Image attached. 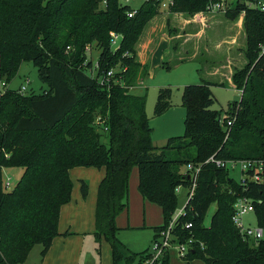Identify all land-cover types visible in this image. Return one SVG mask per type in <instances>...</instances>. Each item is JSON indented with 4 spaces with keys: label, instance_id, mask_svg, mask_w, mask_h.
<instances>
[{
    "label": "trees",
    "instance_id": "trees-1",
    "mask_svg": "<svg viewBox=\"0 0 264 264\" xmlns=\"http://www.w3.org/2000/svg\"><path fill=\"white\" fill-rule=\"evenodd\" d=\"M163 1L144 0L134 9L120 0H0L1 76L10 81L23 61H31L47 86L24 93L3 81L0 90V264H24L37 243L43 244L42 257L47 254L59 234L62 206L72 199L71 171L77 166L105 169L96 195L94 235L110 244L112 263L146 264L149 252H133L117 236L116 220L128 206L131 172L138 167L140 194L162 209L164 223L154 227L156 240L178 208L176 188L192 184L182 170L189 163L202 167L194 194L172 230L174 242L195 239L184 257L187 264H264V238H245L233 220L234 203L247 196L264 229V184L245 186L230 176V169L206 162L211 156L264 160V10L259 6L264 0H238L225 12L233 21L244 14L246 46L241 44L234 59L238 52L247 58L214 69H225L241 91L226 113L236 116L228 137L223 126L227 117L211 108L213 83L204 81L184 86V134L155 146L147 98L131 88L148 73L138 60L137 44L146 25L162 12ZM173 1L169 11L194 15L207 11L211 0ZM111 31L122 35L117 48ZM93 42L101 50L96 66L87 60L86 46ZM111 69L116 72L102 84L100 78ZM172 95L170 86L159 88L156 116L171 108ZM6 167L24 168L12 190L5 186ZM79 180L86 198L89 185ZM169 260L168 251L161 264Z\"/></svg>",
    "mask_w": 264,
    "mask_h": 264
},
{
    "label": "rangeland",
    "instance_id": "rangeland-1",
    "mask_svg": "<svg viewBox=\"0 0 264 264\" xmlns=\"http://www.w3.org/2000/svg\"><path fill=\"white\" fill-rule=\"evenodd\" d=\"M121 4L129 5L131 8H140L144 0H120ZM226 9L231 6L232 0H225ZM264 4V1H263ZM225 10L213 11L208 13V16L212 21L222 18L224 21L230 20L225 16ZM161 11H167L166 7H161ZM219 20V21H223ZM233 21V20H230ZM218 23L215 30H207L204 36L211 38L209 42V51H206L204 44L201 43V50L197 53L193 41L185 46L186 51L181 54L185 55L187 59L180 60L179 54L172 56L168 55V58L164 61L159 60L156 66H153L149 73L146 74V81L142 85H135L131 88V92L135 95H143L147 98L146 112L149 117L150 125L153 127L152 141L155 146H163L167 143L168 139L172 136H178L184 134L185 131V118L187 109L183 105L182 95L185 85L200 84L204 81L212 82L211 90L214 96V104L211 108L221 111L222 114H226L229 110V104L233 101L240 100L241 91L235 86H232L231 81L228 79L227 71L223 69L221 72L215 73L216 66L226 64L228 59V52H220L215 46L217 40L225 35L224 24ZM199 38V36H197ZM213 41V42H211ZM240 42L246 46V37L243 35V31L240 35ZM240 44V46H241ZM113 48H116L113 46ZM100 49L96 43H90L86 46L87 60H91L94 66L97 65V60L100 54ZM175 51V50H174ZM173 51V52H174ZM194 52L198 56L194 57ZM175 53V52H174ZM247 61L246 56L243 54V58ZM238 62L235 60V65ZM162 65V66H161ZM96 69V67H94ZM96 70H94L95 73ZM209 71V72H208ZM229 80V81H228ZM8 82L7 87L11 90L19 91L22 86H26L27 89L24 93H30L31 91L41 92L47 86L42 83L39 78L38 69L31 61H23L17 71V74L7 81L0 74V90L3 89L2 82ZM225 82V85L220 83ZM163 86H170L173 91L172 106L164 114L156 116L154 114V107L157 101L159 88ZM105 142H108V138L103 137ZM86 169L84 166H77L72 169V178L75 180V188L80 186V178L88 181L89 187L94 188V175L97 174V169ZM182 170L186 172L187 165L182 166ZM24 172L23 167H6L3 169V177L10 176L12 179L11 190L15 184L21 178ZM230 176L237 182L242 179V172L239 168L230 169ZM139 181V169L135 166L131 172L129 193H128V206L120 212L117 216V226L119 231L117 233L118 238L133 252L147 251L152 252L154 250V236L155 226L162 225L164 223V216L162 209L155 203L146 201L140 195L138 190ZM177 192V191H176ZM187 188H181L177 192L178 195V208L176 213L184 208L187 202ZM216 203H214L207 214L205 223L210 224L211 217L216 210ZM242 220L245 226L256 227L257 215L255 212H247L242 216ZM176 243V242H175ZM43 248L42 243H37L31 249V252L24 264H40L38 262ZM169 264H187L185 258L180 256L177 247L172 246L169 249ZM43 258V257H42ZM193 263L202 264L201 260H196ZM79 264H112L111 246L107 241L98 242L94 233L88 235L87 243L82 254V258Z\"/></svg>",
    "mask_w": 264,
    "mask_h": 264
},
{
    "label": "crops",
    "instance_id": "crops-1",
    "mask_svg": "<svg viewBox=\"0 0 264 264\" xmlns=\"http://www.w3.org/2000/svg\"><path fill=\"white\" fill-rule=\"evenodd\" d=\"M169 10L167 8V11H162L146 25L137 44L138 60L148 66V73L153 66L157 65L159 60L163 61V64L166 63L164 60L168 58L169 54H172V56L179 54L178 56H180L182 61L187 59L181 53L187 50L185 46L187 47L191 41L194 42L198 49L197 53L201 50V47H199L201 43L205 45L203 49L209 51L211 38L204 35L209 27L215 30L218 23L224 24L225 35L216 41L215 48L221 53L228 52L229 62H232V64L235 62L234 52L237 51L241 44L240 35L243 31L244 14H241L235 21L227 19L224 21L222 18L212 21L208 16L209 11L188 15ZM197 53L194 52V57L198 56ZM237 54L239 55L237 56V62H244L242 55L239 52ZM215 71L217 72L218 70ZM145 81L146 77L139 78L136 85H142ZM231 84L234 86L232 80ZM91 168L86 167V169L94 170ZM97 171V174L94 175V188L92 189L91 187L90 189L89 187V193L86 198L82 196L80 186L76 189L74 183L72 199L64 204L61 209L59 234L54 238L47 254L43 258L39 257L38 262L40 264L80 263L88 235L93 234L96 229V195L99 183L105 175V169H97ZM80 179H84V177ZM86 182L88 183V181Z\"/></svg>",
    "mask_w": 264,
    "mask_h": 264
},
{
    "label": "built area",
    "instance_id": "built-area-1",
    "mask_svg": "<svg viewBox=\"0 0 264 264\" xmlns=\"http://www.w3.org/2000/svg\"><path fill=\"white\" fill-rule=\"evenodd\" d=\"M174 4L173 0H164L161 5L162 7L169 8L171 5ZM260 8L264 10V4H259ZM226 9L225 0H211L207 11L213 12V11H222ZM136 13L135 10L129 11L128 15L131 17ZM111 42L112 46L118 47L120 44V41L122 39V35L111 31ZM262 53H264V45L262 46ZM116 72V69H111L107 72V74L103 75L100 78V81L102 84L109 82L110 77L114 75ZM3 88L5 86V82H2ZM27 89L26 86H22L20 88L21 92H24ZM226 116L227 114H223ZM224 116L222 118H224ZM227 118L223 119V126L226 131V136L228 137L231 126L234 123V120L236 119V116H226ZM210 161H216L217 165L221 167H225L228 169H237L239 168L242 172V179L240 180L241 183H243L245 186L249 184V182H256L258 184H264V160L261 159H229V160H222V159H215L214 156H211L209 159L206 160V162ZM202 163L194 165L192 163L187 164V170L184 172L185 174H188L190 179L192 180V184L189 187H186L187 192V201L193 196L195 187H196V181L198 178V174L201 170ZM12 185V179L10 176L6 177L5 179V186L8 189H11ZM183 188L182 186H178L176 188V191H180V189ZM185 207V206H184ZM234 209L235 213L233 215V220L236 224V226L239 228L240 232L243 234L245 238H253L256 240H260L264 238V229L263 227L257 225L256 227H248L245 226V223L242 220V216L251 211H255V207L253 204V200L248 198L247 196H240L237 198L236 202L234 203ZM184 212V208H182L179 212L175 213L173 219L170 221L169 225L165 230H162L159 235L157 236L156 240H154V250L150 252V256L146 260V264H161L162 257L164 256L165 252H168L169 249L174 246L178 248V251L180 253L181 257H185L187 253L190 251V248L192 247V242L195 241L194 238L189 239L187 242L183 243H175L174 237L172 235V230L175 226V222L177 218L182 215ZM191 224L189 223L188 226ZM203 245V244H202Z\"/></svg>",
    "mask_w": 264,
    "mask_h": 264
},
{
    "label": "water",
    "instance_id": "water-1",
    "mask_svg": "<svg viewBox=\"0 0 264 264\" xmlns=\"http://www.w3.org/2000/svg\"><path fill=\"white\" fill-rule=\"evenodd\" d=\"M238 3V0H232L231 8H235Z\"/></svg>",
    "mask_w": 264,
    "mask_h": 264
}]
</instances>
